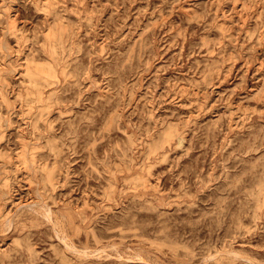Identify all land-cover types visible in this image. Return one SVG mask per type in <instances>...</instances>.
I'll return each instance as SVG.
<instances>
[{
    "label": "rangeland",
    "instance_id": "1",
    "mask_svg": "<svg viewBox=\"0 0 264 264\" xmlns=\"http://www.w3.org/2000/svg\"><path fill=\"white\" fill-rule=\"evenodd\" d=\"M0 264H264V0H0Z\"/></svg>",
    "mask_w": 264,
    "mask_h": 264
}]
</instances>
